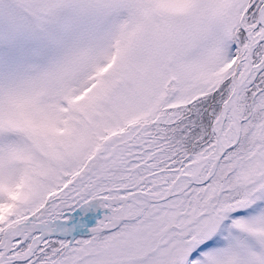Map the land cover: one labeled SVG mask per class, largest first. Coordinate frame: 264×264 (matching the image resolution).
Instances as JSON below:
<instances>
[{
  "label": "snow or ice",
  "instance_id": "1",
  "mask_svg": "<svg viewBox=\"0 0 264 264\" xmlns=\"http://www.w3.org/2000/svg\"><path fill=\"white\" fill-rule=\"evenodd\" d=\"M0 264H264V0H0Z\"/></svg>",
  "mask_w": 264,
  "mask_h": 264
}]
</instances>
